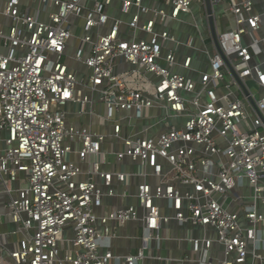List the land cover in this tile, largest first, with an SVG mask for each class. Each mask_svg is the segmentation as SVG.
Returning <instances> with one entry per match:
<instances>
[{
	"label": "built area",
	"instance_id": "built-area-1",
	"mask_svg": "<svg viewBox=\"0 0 264 264\" xmlns=\"http://www.w3.org/2000/svg\"><path fill=\"white\" fill-rule=\"evenodd\" d=\"M194 2L0 0V264H264V0Z\"/></svg>",
	"mask_w": 264,
	"mask_h": 264
},
{
	"label": "crops",
	"instance_id": "crops-1",
	"mask_svg": "<svg viewBox=\"0 0 264 264\" xmlns=\"http://www.w3.org/2000/svg\"><path fill=\"white\" fill-rule=\"evenodd\" d=\"M194 13L197 14V11L200 13L197 15L196 20L198 17H201V11L202 8H200V5L198 3V0H195L194 5H193ZM182 22H172L170 24V27L174 29L175 34L177 35L178 39L184 40L187 37V34L189 33H194V28H192L189 23L191 20H194L193 17L189 14H183L181 16ZM228 21L229 19L232 20V18H227ZM224 22L227 23V20ZM203 24V22H202ZM201 28V26H200ZM206 32V28L204 25V33ZM199 44H202L203 48V43L199 42ZM199 48V47H198ZM201 49V48H200ZM183 53H191L194 58H195V66L202 69V70H208L209 69V63H208V58L207 55L198 51H193L189 50L188 48H183ZM183 71V70H182ZM84 166V165H82ZM134 168L132 170H137L135 167H130ZM140 178L136 177L133 178V183L135 184L136 182H139ZM117 189L120 187L118 184L115 186ZM134 186H132L131 190H133ZM109 200L105 199V203L107 204ZM129 203H136L135 198H130L128 200ZM98 212H101L102 209H98ZM13 224H6L4 228L7 229H14ZM201 231V230H200ZM202 232V231H201ZM211 234L214 233V231H210ZM141 233V229L136 223H130L126 227L122 228L120 231V237L114 239L111 243V249L115 253L116 256H120L124 253L127 252H136V250L141 246V241L138 238V236ZM215 234V233H214ZM164 235L166 236L163 241L161 242H154L152 246V250L148 251V257L144 260V264H175V260H178L181 258L183 255L187 253L188 248L190 245L188 243H185L181 240L182 238L185 237L186 235V230L185 228L182 227H177L175 226L172 229H166L164 230ZM213 236V235H212ZM214 237V236H213ZM220 246L216 245V249H219ZM155 256V257H154ZM212 256L217 259H221L223 257L222 252H217L213 251ZM158 257L160 259H158ZM123 262L120 261L119 259H114L112 260L111 264H122Z\"/></svg>",
	"mask_w": 264,
	"mask_h": 264
},
{
	"label": "water",
	"instance_id": "water-1",
	"mask_svg": "<svg viewBox=\"0 0 264 264\" xmlns=\"http://www.w3.org/2000/svg\"><path fill=\"white\" fill-rule=\"evenodd\" d=\"M207 3H208V13L211 14L212 13V6H211V3H210V0H207ZM210 24H211L213 38H214V40L216 42V45H217L218 49H220L218 41H217V33H216V30H215V26H214V22H213L212 16H210Z\"/></svg>",
	"mask_w": 264,
	"mask_h": 264
},
{
	"label": "rangeland",
	"instance_id": "rangeland-1",
	"mask_svg": "<svg viewBox=\"0 0 264 264\" xmlns=\"http://www.w3.org/2000/svg\"><path fill=\"white\" fill-rule=\"evenodd\" d=\"M197 21H198V23L200 24V26H201V32L203 33V32H204V26L202 25V19L200 18V16L198 17ZM191 23H195V22H194L193 20H191ZM198 47H199V48H202V44H199ZM212 235H213L214 237H216V235H215L214 233H212Z\"/></svg>",
	"mask_w": 264,
	"mask_h": 264
},
{
	"label": "snow or ice",
	"instance_id": "snow-or-ice-1",
	"mask_svg": "<svg viewBox=\"0 0 264 264\" xmlns=\"http://www.w3.org/2000/svg\"><path fill=\"white\" fill-rule=\"evenodd\" d=\"M65 95H68V93H65Z\"/></svg>",
	"mask_w": 264,
	"mask_h": 264
}]
</instances>
